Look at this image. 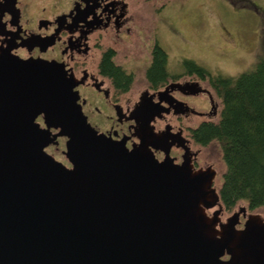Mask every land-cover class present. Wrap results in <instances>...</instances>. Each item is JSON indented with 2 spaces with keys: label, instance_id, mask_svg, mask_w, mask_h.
Returning a JSON list of instances; mask_svg holds the SVG:
<instances>
[{
  "label": "water",
  "instance_id": "water-1",
  "mask_svg": "<svg viewBox=\"0 0 264 264\" xmlns=\"http://www.w3.org/2000/svg\"><path fill=\"white\" fill-rule=\"evenodd\" d=\"M74 86L0 50V264H264V219L237 229L242 207L220 222L213 168L98 134ZM40 113L67 138L72 168L43 150Z\"/></svg>",
  "mask_w": 264,
  "mask_h": 264
},
{
  "label": "flooded vegetation",
  "instance_id": "flooded-vegetation-1",
  "mask_svg": "<svg viewBox=\"0 0 264 264\" xmlns=\"http://www.w3.org/2000/svg\"><path fill=\"white\" fill-rule=\"evenodd\" d=\"M175 2L0 0V50L52 64L60 79L70 78L77 103L98 134L128 150L144 145L160 162L187 160L193 171L211 167L214 186L218 172L199 134L216 118L219 101L206 74L185 63L189 59L170 60L178 31L166 12ZM34 123L46 142L45 153L72 168L65 155L67 138H54L59 129L48 128L43 113ZM217 208L206 209L207 215ZM240 208L226 213L221 207L220 222ZM244 213L237 229L255 212L245 208Z\"/></svg>",
  "mask_w": 264,
  "mask_h": 264
},
{
  "label": "trees",
  "instance_id": "trees-1",
  "mask_svg": "<svg viewBox=\"0 0 264 264\" xmlns=\"http://www.w3.org/2000/svg\"><path fill=\"white\" fill-rule=\"evenodd\" d=\"M185 63L206 74L219 101L216 118L203 124L199 134L218 172L219 204L226 213L239 206L251 212L264 209V42L253 68L236 77L213 74L193 60Z\"/></svg>",
  "mask_w": 264,
  "mask_h": 264
},
{
  "label": "rangeland",
  "instance_id": "rangeland-1",
  "mask_svg": "<svg viewBox=\"0 0 264 264\" xmlns=\"http://www.w3.org/2000/svg\"><path fill=\"white\" fill-rule=\"evenodd\" d=\"M238 1L173 3L166 12L178 31L170 52L171 62L187 58L225 77H236L252 69L263 54L264 0ZM244 2L255 6H244ZM254 212L264 215L263 208Z\"/></svg>",
  "mask_w": 264,
  "mask_h": 264
}]
</instances>
